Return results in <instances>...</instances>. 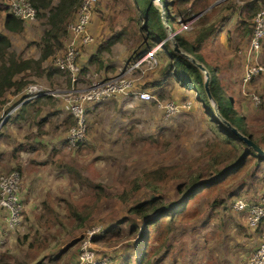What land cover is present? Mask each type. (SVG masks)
Returning <instances> with one entry per match:
<instances>
[{
    "label": "rangeland",
    "instance_id": "obj_1",
    "mask_svg": "<svg viewBox=\"0 0 264 264\" xmlns=\"http://www.w3.org/2000/svg\"><path fill=\"white\" fill-rule=\"evenodd\" d=\"M132 1L97 0L96 7L102 10L95 12L104 19L98 22L104 33L92 42L94 51L111 33L122 28L130 30L127 27L131 23L129 18L137 16ZM223 1L209 13L208 22H213L215 31L203 40L195 55L211 69L219 89L232 99V110L244 116V134H250L264 149V75L257 74L242 84L245 61L264 64V37L258 51L248 53L250 31L246 28L250 29L252 17L247 19L244 13L245 21L241 25L237 11L230 14V10L223 8L233 1L244 7L241 4L248 0ZM55 2L52 0L53 4ZM199 15H194L195 19ZM195 19L187 33L195 27ZM45 27V18L35 16L26 32L12 39L19 54L9 50L23 58H36L37 44L26 39L38 40ZM106 32L107 36H103ZM135 36L129 31L113 44L112 51L103 50L98 57L101 65L94 62L87 63L86 67L78 60L81 66L78 88L86 87L91 78L112 76L127 62L131 63L127 55ZM60 51L56 50L50 59L41 63L42 74L26 71L16 76L25 79V85L16 94L10 89L4 95L3 110L0 111V174L14 169L19 171L21 209L18 224L12 228L4 226L0 231L1 263L73 264L80 238H85L91 228L98 226L102 231L89 238L90 246L97 254L109 257V264H137L142 244V221L127 212V208L158 196L163 207H167L162 221L166 222L189 190L190 186L185 187L187 174L194 169L206 174V156L183 172V177L169 180L157 193L140 187L133 190L127 201L123 202L117 196L123 186L143 171L184 164L205 152L206 145L214 139L207 116L195 99L196 90L182 88L171 77L161 81L158 67L159 59L163 58L157 50L154 69L146 68L129 76L135 86L147 90L156 101L119 96L117 100L86 108L83 138L69 146L65 138L72 119L63 109L64 94L69 88L68 76L62 71L47 74L48 67H54L53 57ZM91 54L86 51L83 61ZM30 84H36L48 93L26 101V109L19 112L22 117L16 120L15 102ZM200 85L202 87L201 80L197 84L199 90ZM252 96L257 97L256 104ZM168 103L176 105V110L166 112L164 106ZM247 152L244 163L233 174L207 185L187 200V214H176L168 219L157 249L158 241L154 236L148 240L147 264H243L258 243V228L248 226L246 214L236 210L234 202L241 199L247 204L256 203L264 195V159L257 158L250 150ZM66 165L73 171L67 172ZM229 165L224 161L217 170L222 171ZM208 174L198 183L215 178L217 172ZM83 178L99 184L104 194L81 226L71 228V210L93 199L92 186L86 181L82 186L77 184ZM2 216L0 212V227L4 225ZM134 224L138 227L136 232L130 229ZM39 251L41 254L37 256Z\"/></svg>",
    "mask_w": 264,
    "mask_h": 264
},
{
    "label": "trees",
    "instance_id": "obj_2",
    "mask_svg": "<svg viewBox=\"0 0 264 264\" xmlns=\"http://www.w3.org/2000/svg\"><path fill=\"white\" fill-rule=\"evenodd\" d=\"M160 1L162 9L161 14L159 6L154 5L152 0H133L132 3L135 12H137V16L129 18L131 23L127 27H130V30L122 28L121 30L111 33L102 44L97 46L93 54L90 55L88 63L92 64L94 62H99L98 57L100 56V53L103 50H108L109 46L116 41H119L130 31L132 34L135 33L136 36L134 38V44H132L129 48V54L127 55L129 59L128 61L132 62L133 60L139 58L148 49L152 48L156 44H160L155 50V53L158 50L157 53H160L163 58L159 59L158 67V70L162 75L161 79L164 80L166 77H171L182 88L189 91L196 90L195 99L200 103L205 115L207 116V122L211 128L214 138L206 145V149L204 150L205 152L193 157L190 161L184 164L159 166L155 169L145 170L139 176L133 177L125 186H123L117 196L119 200L123 202L127 201L133 190L140 187H143L151 193H157L169 180L177 179L180 176L183 177V172L188 171L193 164L198 162L199 159L205 155L206 170H204V173L206 174L204 175L201 170L198 171L197 169H194L187 174L188 180L185 182V187L190 186L189 190L184 193L182 199L178 202V206L173 209L172 214L168 217V219L171 220L176 216V214L185 215L188 213L185 207L186 202L197 191L207 185L222 180L227 174H233L244 163L248 152H244L241 147L243 143L240 140L230 134L222 124L212 117V110L206 99L204 90L201 85L200 90L199 86L197 87V84L200 83L201 80L197 69L186 59L173 53L165 40V27H168L171 32H174L172 37L177 44L197 58L195 54L198 53L200 44H202L206 37L212 35L215 31L213 22L208 21L210 19L209 13L214 11V7H217L218 4L211 6L207 11H204L202 14L197 16L195 19V27L192 29V32L187 33L186 31L176 32L178 27L177 19L180 18L181 21H185L191 17V14L197 15V13L209 6L213 0ZM29 2L36 9V16L45 18L46 27L43 29L37 42L39 53L36 58H23L10 51L9 39L5 34L0 32V111L3 110L2 105L5 102L3 100L5 93L12 89L16 94L26 83L25 79L21 77L16 78V76L26 71L35 75L42 74L44 67L41 63L46 59H50L54 52L62 47L60 39L66 33L65 25L73 16L79 0H56L54 4L52 3V0H29ZM262 4V0L245 1L244 8L241 11L239 24L242 25L245 21L243 20L244 13L247 14V17L245 18L250 19L260 9ZM5 7L3 6V8ZM223 8L233 11L235 9V5L231 2L223 6ZM3 28L7 31L20 32L22 31V21L6 12L3 18ZM246 31H251V26L250 29L246 28ZM132 55L136 56L133 57ZM99 65H101L100 62ZM47 70V74L62 71L56 67L50 66ZM210 79L211 83L208 88L216 101L219 113H221V115L237 130L246 134L243 130L245 127L244 116L232 110V99L219 89L218 85L215 83L216 80L211 74ZM25 103L27 102H24L21 105L20 111L24 110L23 105ZM227 113L231 116L228 117L226 115ZM247 136L255 144H257L256 141L252 139L250 134ZM262 138L264 142V136ZM224 161L230 165L222 171L217 170V166ZM64 168L67 172L73 171L68 165L64 166ZM210 171L217 172L215 178H209L205 180V182L198 183L200 178L209 176L208 173H210ZM75 175L79 177L77 173H75ZM83 181H86L88 185L92 186L93 199L89 203H84L79 208H73L71 210L70 216H72L73 220L71 228L81 226L82 222L91 213L98 198L104 194L99 184L92 183L85 178L77 181L78 183H76L78 186H82L84 183ZM163 205L164 204L161 203V199H159L158 196H152L147 200L140 201L127 208V212L136 215V217L142 221V244L137 264H147L145 258L146 246L148 245V240L150 241L152 236H154V238L158 241L155 249L159 247L162 241L163 232L167 228L165 223L169 221L167 219L166 222H162L165 218L167 210V207H163ZM130 229L132 232H136L138 227L134 224ZM37 243L39 242H35L34 244ZM31 245L32 244H30V246ZM39 254H41L40 251L37 253V256Z\"/></svg>",
    "mask_w": 264,
    "mask_h": 264
},
{
    "label": "built area",
    "instance_id": "obj_3",
    "mask_svg": "<svg viewBox=\"0 0 264 264\" xmlns=\"http://www.w3.org/2000/svg\"><path fill=\"white\" fill-rule=\"evenodd\" d=\"M261 8L252 16L251 31L248 37V53L258 51L260 41L264 37V0ZM96 6V0H79L73 16L65 25V35L60 39L62 48L60 53L53 57V66L65 72L69 80V88L64 94L63 109L70 115L72 125L69 127L66 143L73 146L80 142L85 133V111L90 106L100 104L116 97L135 98L141 101H156L155 97L145 89L135 86L133 79L129 77L133 72H143L146 68H155L157 60L155 50L160 44L145 51L139 58L133 60L119 70L116 74L106 78L90 79L91 82L83 88H78L81 66L78 63L80 48L93 41L88 32L91 13ZM6 12L22 22L34 19L36 9L29 0H6ZM194 15L185 21L177 19L178 31H186L190 28ZM172 35L174 32L171 33ZM251 50V51H249ZM242 84L251 80L257 74L264 75L262 62H247L245 65ZM48 93L42 91L36 84H30L25 88L19 102L34 100L39 94ZM253 101H258L252 96ZM166 112L176 110V105L168 103L164 106ZM20 174L17 169L0 174V212L6 228L15 227L20 220L21 201L19 198ZM234 202V201H233ZM235 209L246 214L248 226L258 228V243L256 247L244 259L243 264H264V195L256 203L247 204L241 199L234 202ZM102 231L98 226L91 228L87 236L80 238L77 246L76 259L73 264H109L110 258L97 254L90 246V236Z\"/></svg>",
    "mask_w": 264,
    "mask_h": 264
},
{
    "label": "water",
    "instance_id": "obj_4",
    "mask_svg": "<svg viewBox=\"0 0 264 264\" xmlns=\"http://www.w3.org/2000/svg\"><path fill=\"white\" fill-rule=\"evenodd\" d=\"M154 5L159 6L160 14L162 12L161 9V1L160 0H152ZM216 2H212L207 8L204 10H207L210 6L214 5ZM199 12L197 15L201 14ZM171 30L168 27H165V40L168 43V47L170 50L186 59L190 64H192L197 71L199 72L201 83H202V89L204 90V94L206 96V99L209 103V106L212 110V117L217 120L220 124H222L230 134L234 135L238 140H240L245 146L247 151H252L255 156L259 159H264V149L261 148L259 145L255 144L247 135L242 133L241 131L237 130L234 126H232L227 119H225L221 113H219L216 101L214 100L213 96L211 95L209 91V84L208 81L210 79V74L212 73L211 69H207V67L196 57L191 55L189 52H187L185 49L180 47L177 42L173 39V35L171 34Z\"/></svg>",
    "mask_w": 264,
    "mask_h": 264
},
{
    "label": "crops",
    "instance_id": "obj_5",
    "mask_svg": "<svg viewBox=\"0 0 264 264\" xmlns=\"http://www.w3.org/2000/svg\"><path fill=\"white\" fill-rule=\"evenodd\" d=\"M221 2V0H214L213 2H216L214 5H216L218 2ZM219 2V3H220ZM218 3V4H219ZM232 3H234V5H235V9L233 10V11H230V14H233V13H235V11H237V14H238V19H241L240 17H241V11H242V9L244 8L243 6L241 7V6H238L239 4L238 3H236L235 4V2L233 1ZM1 4H3V6L5 7V4H6V0H3V2H2V0H0V32L1 33H3V34H5L6 36H7V38L9 39V41H10V48L16 53V54H19V52L17 51L16 52V50L14 49V42H13V40H14V37L17 35V34H19V33H22V32H26V30H27V28H29L31 25H32V23L34 22V19H32V20H29V21H24V22H22V31H20V32H12V31H7V30H5L4 28H3V18H4V15H5V13H6V10H5V8H3V6L1 5ZM245 4V2H243L241 5H244ZM99 5H100V3H99ZM214 5H212V6H214ZM211 7V6H210ZM209 7V8H210ZM207 8V7H206ZM208 8V9H209ZM207 9V10H208ZM95 10H99V11H101L102 9L101 8H97L96 6H95V9H94V11L91 13V16H90V22H89V25H88V32H89V34L92 36V38H93V41L92 42H94L95 43V38L97 37H100V36H102V35H100V33H104V30H103V28H102V26H100L99 25V21H103L104 19H100L99 17H98V15H97V13L95 12ZM239 21V20H238ZM102 28V29H101ZM217 29V28H216ZM41 35V34H40ZM40 35H39V37H40ZM103 36H107V32L103 35ZM13 39V40H12ZM27 41H29V42H35V44H37V42H38V40H39V38H38V40H35V39H26ZM20 41V40H19ZM61 41V40H60ZM92 42H90V43H87V44H85V45H83L81 48H80V53H79V56H78V60H79V62L83 65V64H85V66L87 67L88 65H87V63H88V59H86L85 61H83L84 59L82 58L83 57V54L86 52V51H88L90 54L94 51V48H95V44L94 43H92ZM97 42V41H96ZM61 43H62V41H61ZM21 44H22V41H21ZM34 44V45H35ZM114 44V43H113ZM113 44L111 45V46H109V50H111L112 51V47H113ZM36 46V45H35ZM37 50L39 51V49H38V45H37ZM126 53H123V55H125ZM128 54V53H127ZM119 61H122V60H119ZM129 62H127L124 66H126L127 64H128ZM246 61H245V65H246ZM124 66L122 67V68H124ZM104 78H106V77H104ZM162 78V77H161ZM167 78V77H166ZM165 78V79H166ZM161 81H162V79H161ZM157 83H160V82H157ZM130 99V98H129ZM132 99H135V98H132ZM113 100H117V98H112V99H110L109 101H113ZM108 101V100H107ZM108 101V102H109ZM141 101V100H140ZM28 102V101H27ZM145 102V101H144ZM15 103H17L16 105H15V107H14V112L16 111V110H18V112H16L15 113V116H14V118L17 120V119H20L21 117H22V113H19V112H22V111H20V109H21V105L24 103V102H22V103H20L18 100L15 102ZM28 105V103H25L24 105H23V109L25 110L26 109V106ZM93 107V106H92ZM91 107V108H92ZM13 110V109H12ZM3 227H4V225L3 226H1L0 227V231H2V229H3Z\"/></svg>",
    "mask_w": 264,
    "mask_h": 264
},
{
    "label": "clouds",
    "instance_id": "obj_6",
    "mask_svg": "<svg viewBox=\"0 0 264 264\" xmlns=\"http://www.w3.org/2000/svg\"><path fill=\"white\" fill-rule=\"evenodd\" d=\"M6 10V9H5Z\"/></svg>",
    "mask_w": 264,
    "mask_h": 264
}]
</instances>
